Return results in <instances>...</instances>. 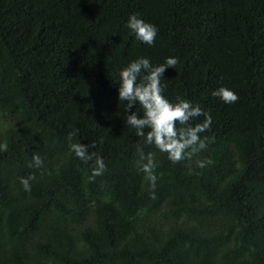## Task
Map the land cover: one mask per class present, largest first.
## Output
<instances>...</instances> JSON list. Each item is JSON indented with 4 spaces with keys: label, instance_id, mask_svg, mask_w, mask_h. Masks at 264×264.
I'll use <instances>...</instances> for the list:
<instances>
[{
    "label": "trees",
    "instance_id": "16d2710c",
    "mask_svg": "<svg viewBox=\"0 0 264 264\" xmlns=\"http://www.w3.org/2000/svg\"><path fill=\"white\" fill-rule=\"evenodd\" d=\"M132 14L157 27L153 45L126 27ZM139 57H178L164 95L211 114L200 135L214 142L191 160L126 125L119 73ZM221 87L239 100L214 96ZM74 129L102 175L70 150ZM5 141L0 264H264V0H0ZM138 144L155 155V198ZM37 154L43 166L29 167Z\"/></svg>",
    "mask_w": 264,
    "mask_h": 264
},
{
    "label": "clouds",
    "instance_id": "9594fccd",
    "mask_svg": "<svg viewBox=\"0 0 264 264\" xmlns=\"http://www.w3.org/2000/svg\"><path fill=\"white\" fill-rule=\"evenodd\" d=\"M126 27L135 35L136 40L153 45L158 29L150 22H146L137 14L129 16ZM179 63L178 57H168L164 63L153 65L148 58L139 57L131 61L120 70L119 101L126 102L124 113L126 125L135 130V135L142 138L143 144L154 145L160 152L166 153L168 159L173 163L191 160L194 156L205 150L208 143L214 142V137L204 136L201 133L211 129V114L199 105H192L181 97L176 102H171L165 95L166 85L162 79L168 68H174ZM214 96L220 97L224 103L232 104L239 100V96L231 89L221 87L213 92ZM138 105L143 110L141 116L136 111H131ZM204 117L202 123L192 124V121ZM79 129H74L68 134L70 150L84 162L94 159L95 166L92 168L91 178L102 175L106 171L105 161L95 152H90V146L82 143H73ZM8 144L0 143V151H7ZM136 151L139 160L136 162L140 171L145 173V178L150 184V197L155 198V188L158 176L155 173L157 164L152 152L145 154L144 148L137 145ZM198 167L211 164V160H197ZM43 159L40 155H33L29 167L40 168ZM35 177L29 175L21 178V184L25 191H31L30 181Z\"/></svg>",
    "mask_w": 264,
    "mask_h": 264
}]
</instances>
